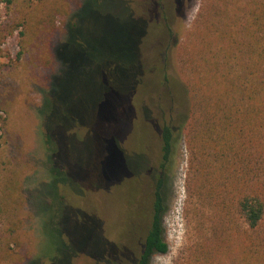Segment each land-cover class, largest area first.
Returning <instances> with one entry per match:
<instances>
[{
  "label": "rangeland",
  "instance_id": "1",
  "mask_svg": "<svg viewBox=\"0 0 264 264\" xmlns=\"http://www.w3.org/2000/svg\"><path fill=\"white\" fill-rule=\"evenodd\" d=\"M9 2L0 0V115L5 118L0 134L3 154L17 169L26 197L14 264H77L80 247L98 257L107 253L101 241H128L138 220L147 219L143 207L138 209L140 188L128 189V173L142 177L148 200L147 180L162 174L165 125L178 138L163 172L168 252L149 264L179 262L195 236L185 216L188 152L180 129L188 102L183 94L177 101L174 88L184 90L182 60L194 52L199 16L209 10L210 0ZM55 84L58 93L50 99ZM113 101L119 102L115 113L123 121L104 132L109 142L104 146L102 133L91 135L90 126L100 106L109 114ZM65 105L63 119L58 110ZM44 127L51 128L54 160L44 145ZM59 134L66 142H59ZM95 162L108 170L89 191L85 168ZM85 196L95 202L99 218L82 227L79 221L87 213L78 202ZM91 212L95 215L93 207Z\"/></svg>",
  "mask_w": 264,
  "mask_h": 264
},
{
  "label": "trees",
  "instance_id": "2",
  "mask_svg": "<svg viewBox=\"0 0 264 264\" xmlns=\"http://www.w3.org/2000/svg\"><path fill=\"white\" fill-rule=\"evenodd\" d=\"M210 3L209 10L202 9L199 16L194 52L182 60L184 90L174 88L176 100L181 101L183 94L188 102L187 116L180 129L188 152L185 216L195 236L185 256L175 264H264V0H210ZM59 60L63 66V60ZM55 86L50 99L58 93ZM107 98L108 94L104 96ZM118 107L119 102L113 101L110 113L106 114L101 105L100 115L90 126L91 135L102 133L104 146L109 143L104 132L111 133L112 127L123 121L116 117ZM66 109L68 105L58 110L63 119ZM4 122L0 115V130ZM44 129L46 134L51 130ZM3 134H0V264H14L21 247L19 230L26 197L17 169L3 154ZM47 137L44 145L49 148V159L54 160L55 151L48 134ZM58 139L60 143L66 142L64 134H59ZM177 139L170 126L162 127L159 167L162 174L147 180L146 189L152 187V192L147 193L148 200L142 195V177L128 173L132 178L128 189L132 187L133 192L135 184L140 188L138 209L143 207L142 214L147 219L138 220L129 232V240L121 242L122 245L114 241L115 237L112 241H101L99 245L107 252L101 256L87 252L86 245L78 248L77 264H149L153 256L168 252L162 226L163 172ZM112 141L117 147L115 139ZM106 169L100 162L86 166L84 175L90 181L89 191H93L96 179ZM132 203V198L127 199L130 208ZM78 204H83L87 213L79 224L87 227L90 221L96 223L99 215L95 202L85 196Z\"/></svg>",
  "mask_w": 264,
  "mask_h": 264
}]
</instances>
